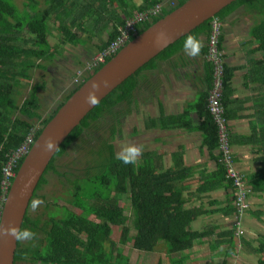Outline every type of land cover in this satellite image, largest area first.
Instances as JSON below:
<instances>
[{
  "label": "trees",
  "instance_id": "16d2710c",
  "mask_svg": "<svg viewBox=\"0 0 264 264\" xmlns=\"http://www.w3.org/2000/svg\"><path fill=\"white\" fill-rule=\"evenodd\" d=\"M16 1L17 3L13 0H0V213L5 196L2 188L3 168L10 156L23 144L29 134H33L35 141L61 105L85 80L115 55L108 56L105 62L98 64L92 72H88L83 80L71 88L49 116L44 118L39 112L41 109L39 88L45 87L44 81L34 84L22 103H18L17 98L22 79L29 78L32 69H47V62L55 60V55L60 49L59 44L51 43L53 29L57 30L62 46L69 43L87 47L90 44L88 49L92 51V56H95L116 40L122 32L121 27H124L127 19L135 13L161 5L157 14L136 24V33L129 35L127 41L186 0H21V4ZM240 7H244L249 13L254 14L256 11L259 14L258 21L251 26V37L246 42V46L250 49L247 52L249 74L254 75L259 84L263 102L261 106L264 109V0H235L220 10L215 17L224 20ZM215 17L208 19L166 47L124 80L86 115L51 159L29 208L33 199L38 196V190L46 183V174L50 170L57 172L56 158L63 155L93 122L99 121L114 110L116 114H120L118 107L122 104L127 106L124 118L136 105L135 92L140 87L143 71L154 69L160 59H169L182 53L188 35H194L200 41L208 42ZM94 37L98 42L92 41ZM222 39L223 34L220 43L223 49ZM207 50L206 45L199 51L205 58L203 57L204 86L200 90L198 99L179 114H161L158 117L146 115L144 126L146 129L157 126L163 129L198 128L204 132V143L214 156V151L218 149L219 138L217 124L208 108L214 67L206 57ZM257 54L260 56L257 57ZM92 56L90 58H93ZM233 72V68L224 64L223 103L227 118H229L227 98L232 93ZM194 109L201 118L197 126L192 124L193 120L190 117ZM262 117L264 118V110ZM38 123L40 126L36 125ZM115 134H117L116 126L112 128V136L114 137ZM261 137L264 139V131H261ZM94 153L95 151L92 150V154ZM96 153L98 159L95 170L89 171L83 179L74 181L72 198L69 201L71 206L65 207L61 216L48 215L43 229L44 240L37 237L42 221L40 218H33L28 208L21 229H31L35 233L33 238L36 239H29L27 243L18 239L14 264H19L21 261H29L30 264H138L133 262L129 255L119 251L118 241L112 237L113 226L116 225L121 227L119 241L123 244L128 243L133 229L135 231L132 236L133 245L142 251H155L162 244L171 253L185 254L196 241L211 236L213 228L200 230L192 226L194 218L204 214L205 209L185 205L184 189L180 182L184 181L191 172L185 165L182 149L172 153L173 166L170 168L165 167L155 150H142L140 158L134 163L124 164L117 158L119 155L116 153L113 140L103 142ZM24 158L19 160L15 168L16 174ZM215 158L218 159L219 155H215ZM217 163V170L204 176V181L197 188V192L207 193L225 187L230 198L223 211L229 214L238 213L234 203L237 186L233 179L227 177L224 165L221 162ZM14 178L11 179L12 182ZM248 188L251 190L250 193L260 189L255 184L251 186V183ZM126 195H129L135 216L133 226L127 223L124 205L120 203L119 196ZM78 209H81V212H78ZM253 213L260 218L258 211L254 210ZM236 232L237 223L223 228L217 233L216 239L211 241V248L224 249L227 255L235 253ZM258 240L259 244L249 246L247 250L264 254V235L262 234ZM242 242L246 244L248 240L242 239ZM182 263V260L172 261V264ZM157 264H163L162 260ZM257 264H264V256L259 258Z\"/></svg>",
  "mask_w": 264,
  "mask_h": 264
},
{
  "label": "crops",
  "instance_id": "0c3cea01",
  "mask_svg": "<svg viewBox=\"0 0 264 264\" xmlns=\"http://www.w3.org/2000/svg\"><path fill=\"white\" fill-rule=\"evenodd\" d=\"M240 8L222 20L225 22V25L223 23L225 30L222 39L225 65L234 69L231 80L232 93L227 98V110L232 146L238 167L245 175L247 186L251 183V186L255 184L257 188H260L250 194V199L252 200L251 203L258 207L254 210L258 211V215L261 216L262 210L259 206H264V139L261 137V131H264L262 129L264 109L261 106L263 102L259 84L255 76L249 74L250 66L247 52L250 49L246 46V42L251 37L252 24L246 28L243 26V22L240 24L235 22L232 26L226 24L228 18L235 17V12H238ZM107 33L108 30L105 32L106 36ZM239 35H245V37L239 39ZM92 41L98 42V39L94 37ZM201 42L202 46L207 45L206 40H201ZM72 46H81L77 50L81 54L79 64L86 62L92 56V51H89L88 46ZM91 48L90 50H92ZM71 53L73 52H70V55H72ZM256 56L259 57L260 55L257 54ZM203 57L200 53L195 56L188 55L184 50L169 59L158 60L154 69L143 71L140 87L135 92L134 99L135 106L137 104L139 106L135 109L139 110L142 115L143 128L140 130V140L143 141L144 139V142L147 141L151 147V149L143 150H155L166 168L173 166L172 153L179 149L183 150L185 165L190 168L191 172L184 181L180 182L184 189L185 205L186 207L198 206L205 209L204 214L194 218L197 219L196 222L198 219L204 221L206 218H209L208 221L211 219L215 221L216 218L233 220L237 213L229 214L223 211L230 198L225 187L207 193L197 192V188L204 181V176L214 173L218 168L217 162H219L215 158V155L218 156V149L214 151L213 154L215 155L212 156L208 146L204 143V132L198 128L163 129L157 126L153 129H146L144 126L146 115L158 117L161 114H179L198 99L200 90L204 86L205 57ZM73 84L75 86L74 82ZM133 112L134 109H131L127 119ZM190 117L193 120L192 124L197 126L201 120L198 111L192 110ZM132 130L134 131L135 127ZM216 225L217 223L210 224V227L213 228L212 232L218 233L222 228H214ZM195 229L206 230L207 228L202 229V227L197 226Z\"/></svg>",
  "mask_w": 264,
  "mask_h": 264
},
{
  "label": "rangeland",
  "instance_id": "374dc122",
  "mask_svg": "<svg viewBox=\"0 0 264 264\" xmlns=\"http://www.w3.org/2000/svg\"><path fill=\"white\" fill-rule=\"evenodd\" d=\"M13 1L17 3L16 0ZM18 3L21 4V0H18ZM42 7H44V4ZM235 13V17L228 18V21L226 22L227 26H232L235 22L238 24L243 22V26L246 28L249 24L253 25L256 23L259 18V14L256 11L252 14L244 7L240 8V10ZM222 23L225 25V22ZM224 30L225 28L222 29V32ZM53 32L54 35L50 37L51 43L59 44L58 48L60 49L55 55V60L47 62V69H32L30 71V77L22 79V84L19 87L20 89L17 98L18 103H22V101L29 95L33 85L40 84L44 81L46 84L45 87L39 88L41 100V109L39 112L44 118L49 116L53 109L56 108L58 103L74 86L73 82L77 76V71L82 70L84 75L87 73L85 69L87 64L85 63L91 59L88 58L86 62L79 64V57L81 54L77 52V50L78 47L81 46L66 44L62 46L57 34L58 32L55 28L53 29ZM244 37L245 35L238 36L239 39ZM70 52H73L74 54L71 53L72 55H70ZM223 53L225 52L223 51ZM126 107V105L122 104L118 107V112H120V114H116L114 110L113 113H109L99 121L93 122L91 127L71 146H69L63 155L56 158L55 164L57 172L50 170L46 174L47 181L38 190V196L33 199L32 205L29 208L31 216L33 218H40L42 221L41 230H39L37 237H40L43 240L45 239V232L43 229L46 220H48V215L61 216L65 207L71 206L69 201L72 198L74 181L83 179L88 175L89 171L95 170L98 159L96 151L100 149L103 142L113 140L116 153L118 155H120L122 150L127 146H139L142 150L151 149L147 141L144 142V139L143 141L140 140V130L143 128V125L141 112L135 109L139 108L138 104L132 108L134 109V112L130 117L128 116V119L126 116L128 114H126L123 118ZM118 120H121V122ZM36 125L40 126L39 123ZM115 126L117 128V134L113 137L112 128H115ZM134 127L135 130L133 131L132 129H134ZM92 150L95 151L94 154H92ZM140 154L136 159L140 158ZM235 163L238 166L236 158ZM119 198L120 203L124 205L127 223L133 226L135 216L130 205L129 195L124 197L119 196ZM36 200H38L39 203L34 205L33 202ZM259 207L262 210L260 219L253 213L254 208H258L254 206L253 203L250 210L248 209L246 213H244L240 229L237 228L236 232V252L229 255L225 253L224 249L213 250L211 248V241L217 237L216 231H213L210 237L196 241L194 246L185 253L186 255L171 253L168 248L162 244L159 245L155 251H142L136 249L132 240V236L135 233L133 229L130 234V240L128 243L123 244L119 241L121 227L117 225L113 226L112 237L114 240L118 241L119 251L129 255L131 260L138 264H157L159 260H162L163 264H172L173 259L179 261L182 260V264H257L259 258L263 257L264 254L249 252L247 248H249V246L259 244L258 239L262 237V234L264 235V206ZM78 212H81V209H78ZM208 219L209 218H206L204 221L198 219L197 222V219H194L192 226L194 228L200 226L202 229H206L210 228V224L217 223L214 228L218 227L220 229H225L238 221L237 217L233 220L229 218H216L215 221H212L213 219L208 221ZM35 239L36 238H33V240ZM242 239H247L248 242L244 244ZM22 241L23 243H27L29 239H22ZM19 264H30V262L21 261Z\"/></svg>",
  "mask_w": 264,
  "mask_h": 264
},
{
  "label": "water",
  "instance_id": "95a60500",
  "mask_svg": "<svg viewBox=\"0 0 264 264\" xmlns=\"http://www.w3.org/2000/svg\"><path fill=\"white\" fill-rule=\"evenodd\" d=\"M235 0H186L129 40L92 74L61 105L33 142L7 192L0 216V229L15 225L21 229L35 190L62 143L86 115L110 92L170 44L190 33ZM99 84L96 102L86 97L93 83ZM57 142L53 151L43 148L46 139ZM18 239L0 234V264H14Z\"/></svg>",
  "mask_w": 264,
  "mask_h": 264
},
{
  "label": "built area",
  "instance_id": "2783aa9c",
  "mask_svg": "<svg viewBox=\"0 0 264 264\" xmlns=\"http://www.w3.org/2000/svg\"><path fill=\"white\" fill-rule=\"evenodd\" d=\"M160 9L161 5H157L147 11L137 12L127 19L126 25L121 27L122 32L116 40H114L108 48L98 52L93 58L86 62V71L92 72L98 64L105 62L108 56L116 54L117 51L128 42L129 35L136 33V24L142 20L149 19L151 15L157 14ZM222 29V20L215 17L212 21L211 31L207 42L208 50L206 53V57L211 61L214 67L213 82L208 95V108L218 127V160L224 165L227 177L233 179L234 184L237 186L234 203L238 210L236 215L238 218L237 228L240 229L242 217L244 216V213L250 209L252 203L250 200V189L245 182V175L235 163L234 151L231 143L229 118L226 116L223 103V75L225 60L223 49L220 47L221 35L223 34ZM82 72V70L77 71V76L74 79L75 84L83 80L84 74ZM33 142V134H29L23 144L13 152L7 163L4 165L2 188L5 196L3 202L12 184L11 179L16 176L15 168L18 165L19 160L25 157L29 152Z\"/></svg>",
  "mask_w": 264,
  "mask_h": 264
},
{
  "label": "clouds",
  "instance_id": "9594fccd",
  "mask_svg": "<svg viewBox=\"0 0 264 264\" xmlns=\"http://www.w3.org/2000/svg\"><path fill=\"white\" fill-rule=\"evenodd\" d=\"M201 47L202 42L196 36L188 35L185 39L184 48L188 55H198ZM99 87L98 83L94 82L92 84V91H90L86 97L89 103L96 102L95 92L99 89ZM56 147L57 142L52 138L46 139L43 145L44 150L49 152L55 150ZM141 151L142 149L139 146H127L122 150L121 154L117 158L124 164L134 163ZM38 203V200L33 202L34 205ZM0 234L12 236L16 239H32L35 236V233L31 229L25 228L18 230L15 225H9L6 229H0Z\"/></svg>",
  "mask_w": 264,
  "mask_h": 264
},
{
  "label": "flooded vegetation",
  "instance_id": "af4514ba",
  "mask_svg": "<svg viewBox=\"0 0 264 264\" xmlns=\"http://www.w3.org/2000/svg\"><path fill=\"white\" fill-rule=\"evenodd\" d=\"M88 75V72L84 75V78Z\"/></svg>",
  "mask_w": 264,
  "mask_h": 264
}]
</instances>
